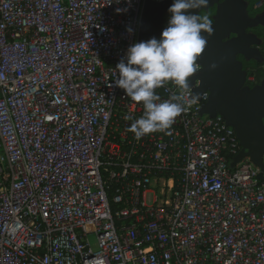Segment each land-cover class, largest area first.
<instances>
[{
    "label": "built area",
    "instance_id": "built-area-1",
    "mask_svg": "<svg viewBox=\"0 0 264 264\" xmlns=\"http://www.w3.org/2000/svg\"><path fill=\"white\" fill-rule=\"evenodd\" d=\"M144 2L0 0V264H264V151L230 167L241 147L200 114L207 92L170 129L129 131L143 104L115 67Z\"/></svg>",
    "mask_w": 264,
    "mask_h": 264
},
{
    "label": "water",
    "instance_id": "water-1",
    "mask_svg": "<svg viewBox=\"0 0 264 264\" xmlns=\"http://www.w3.org/2000/svg\"><path fill=\"white\" fill-rule=\"evenodd\" d=\"M173 0L155 2L145 0L139 21L137 42L152 37L160 38L167 27L171 13L168 8ZM214 8L211 17L212 35L202 33L207 39L203 52L197 58L200 66L189 78L192 97L197 101L208 93L207 101L199 108L200 114L211 117L222 116L227 126H231L241 147L231 160L230 167L244 157L262 169L264 151V78L249 87L246 85V71L237 55L246 61H263L257 48L260 42L247 28L264 26V11L250 19L245 0H208L206 7L193 10V14L208 12ZM234 35L233 37H230ZM217 67L212 69L211 64ZM198 80L197 85L195 82ZM172 82V81H171ZM261 178V173L258 174Z\"/></svg>",
    "mask_w": 264,
    "mask_h": 264
},
{
    "label": "clouds",
    "instance_id": "clouds-1",
    "mask_svg": "<svg viewBox=\"0 0 264 264\" xmlns=\"http://www.w3.org/2000/svg\"><path fill=\"white\" fill-rule=\"evenodd\" d=\"M208 0H173L168 8L171 13L167 27L160 38L132 44L115 70L119 78L117 87L123 89L132 101L143 104V114L130 126L129 131L136 139L143 135L166 131L175 119L196 102L193 96L188 105L183 104V94L189 87V78L198 69L197 58L206 47L207 39L213 33L211 20L207 15L193 14V10L206 7ZM117 13L126 11L116 9ZM132 33V28L127 29ZM215 69L217 65L211 64ZM172 81L180 86L181 95L161 101L156 89ZM128 119V117H125Z\"/></svg>",
    "mask_w": 264,
    "mask_h": 264
},
{
    "label": "flooded vegetation",
    "instance_id": "flooded-vegetation-1",
    "mask_svg": "<svg viewBox=\"0 0 264 264\" xmlns=\"http://www.w3.org/2000/svg\"><path fill=\"white\" fill-rule=\"evenodd\" d=\"M245 1L247 3V6H248V15H249L250 19L254 18L256 15H258V14H260V13H262L264 11V10H262L260 13L252 11V9H251L252 0H245ZM246 32L254 34L256 36V38L258 39V41L260 42V45L257 48L261 52L262 58L264 60V57H263L264 26L258 25V26L253 27V28H247ZM233 36L234 35H231L230 37H233ZM237 59L239 61H241L242 65H243V68L245 69L246 72H247V70L249 68L258 69L260 67V65H261V63H258V62L254 61V60L246 61L241 55H237Z\"/></svg>",
    "mask_w": 264,
    "mask_h": 264
},
{
    "label": "trees",
    "instance_id": "trees-1",
    "mask_svg": "<svg viewBox=\"0 0 264 264\" xmlns=\"http://www.w3.org/2000/svg\"><path fill=\"white\" fill-rule=\"evenodd\" d=\"M254 1H255V0H252V3H253ZM213 9H214V8L209 9L208 12H204V11H202V12L199 13V15H201V16H205V15H207V16L209 17V19L211 20V17H212V15H213V13H214V10H213ZM255 75H256L257 78H258V82L261 81V80L264 78V69L258 68L257 71H256V74H255Z\"/></svg>",
    "mask_w": 264,
    "mask_h": 264
},
{
    "label": "rangeland",
    "instance_id": "rangeland-1",
    "mask_svg": "<svg viewBox=\"0 0 264 264\" xmlns=\"http://www.w3.org/2000/svg\"><path fill=\"white\" fill-rule=\"evenodd\" d=\"M90 240H91V244H92L93 248L96 249V241H95V238L93 236H90Z\"/></svg>",
    "mask_w": 264,
    "mask_h": 264
}]
</instances>
